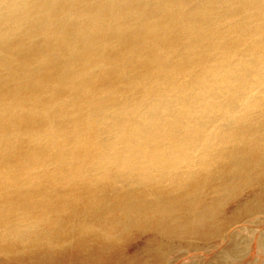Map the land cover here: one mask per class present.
Here are the masks:
<instances>
[{"label":"bare ground","instance_id":"bare-ground-1","mask_svg":"<svg viewBox=\"0 0 264 264\" xmlns=\"http://www.w3.org/2000/svg\"><path fill=\"white\" fill-rule=\"evenodd\" d=\"M260 178L264 0H0L5 256H48L63 241L44 227L64 223L65 239L207 242ZM254 197L240 214L264 209Z\"/></svg>","mask_w":264,"mask_h":264},{"label":"rangeland","instance_id":"rangeland-1","mask_svg":"<svg viewBox=\"0 0 264 264\" xmlns=\"http://www.w3.org/2000/svg\"><path fill=\"white\" fill-rule=\"evenodd\" d=\"M253 184H254L253 189L250 192L249 191L240 192L235 201L230 202L227 206L224 207L223 214L226 216L229 225L225 229L221 230L220 233H218L216 235V237H212V238L208 239L207 242L205 239H200V238H197V240H194L191 238L192 241H189V240H191L189 238L188 239H185V238H183V239H177L176 238L175 239L174 238L173 239L174 241H172L171 237L170 238L160 237L159 235H156L154 233V231H151V229H149V231H148V229L138 230L136 228H131V229L126 230L125 233H124V231L123 232L120 231L119 236H121V237H118L117 240L115 239V242H114V240H112L111 242L110 241H103V239L100 240L99 237L96 236L97 233L89 232V231H88L89 232L88 233L86 231L87 234L86 233H85L86 235L84 234V236H85L84 239L87 238L89 240L88 241L86 239L87 240V241L85 240L87 242L86 243L83 239L82 240H78V239L75 240V238H73V237H71V238L66 237V239L63 238L64 237L63 235L67 234L68 232H74V234H75V228H76V227L72 228L71 226H67V223H64L65 226L69 228V229L68 228H66V229L70 230V231L65 230V227L63 224V226H61L62 228L60 227V229H64V231L61 230L63 232L67 231V233H64V234L61 233V231L59 233H57L58 232L57 231V225L56 226L51 225L50 228H48L49 226L44 227L47 231L49 230L48 234H47V231H42L39 228L37 230V231H41L40 233H42V234H43V232H45L47 234V236L50 235V233L53 234L55 232L56 235H54V237L55 238L59 237L58 241H60V242L63 241L64 243H66L65 245L62 244L63 242L60 243V245L62 247L65 246V248H63V250H61L62 247L59 246V244H58L57 247L53 246L55 249H57V252L54 248L53 249L50 248L51 250H53V252L51 250H49L47 252L48 256L47 255L45 256L46 249H48L47 246H43L44 249L39 250L38 248H35L36 246H34V245H33L34 247H32V244L31 245L27 244L28 246L22 245L23 247L22 246L17 247L18 250H16V253H18V251H19V253H21L22 256L24 257V259H25V261H24L21 254H18V255L16 254V256L19 259L15 256V254H12V253H11L12 255L5 256V254H7V253L4 251H1V250H3V247L1 245L0 246V255H1L0 256V264H13V263L14 264H16V263L17 264H24V263L29 264V262H30V264H32L33 261H34L33 264H48V263H50V264H52V263L53 264H58V263L59 264L60 263L61 264H83L86 259H87L86 264H92V263L93 264H104L106 262L108 263L109 261L112 264H116V263L120 264L121 262H124V260L127 262V264L129 263V261H130L129 264H131L132 262H133L132 264H144V263L145 264H152L153 262H154L153 264H264V209L263 210L257 209V210H254V211H251L248 213H242V214H240L241 211H238L240 208L239 204H241V202L248 201L247 199L254 200V198H255L254 196H256L255 201L260 202L259 206L260 207L264 206V178L257 179ZM15 214H17V213H15ZM61 217L65 220L64 214H59L58 220H60V221L63 220ZM40 228H43V227H40ZM52 228H54V229H52ZM53 230H54V232H53ZM129 231H130V233H128ZM58 234H61V235H58ZM76 234L79 235V233H77V232H76ZM124 234H126V235H124ZM61 236H63V237H61ZM124 236H126V237H124ZM51 237H53V235H51ZM93 237H94V241L96 239L98 241H95V243H93V240H91V238L93 239ZM124 238H125V240H124ZM71 239L74 240L75 242L74 241L72 242ZM152 239L155 243L157 241L156 245L152 241ZM55 240H57V239H55ZM90 240L92 242H90ZM169 240L172 242H169ZM10 241H13V240H10ZM76 241L78 242V244L80 243L82 246L77 245ZM81 241H83V242H81ZM161 241H163V242H161ZM67 242H69V243H67ZM149 242H150V244H149ZM177 242L179 244H177ZM233 242L237 244L236 245L237 247H236L234 252L228 253L227 248H229L228 246L231 245V243H233ZM74 243H76V244H74ZM122 243H123V245H122ZM145 243H147L148 245H146ZM152 243H154V244H152ZM158 243L159 244L161 243V244L159 245ZM162 243H165V246ZM34 244L38 245L35 242H34ZM99 244H100V246H98ZM104 244H105V246H104ZM118 244L121 247H119ZM166 244L169 246H167ZM75 245H76V247H75ZM161 245H163V247ZM3 246L6 247V245H3ZM95 246H97L96 247L97 249H94ZM156 246H158V247H156ZM24 247L26 248V250ZM86 247H90V248H86ZM100 247H102V248H100ZM117 247H119L121 249H119ZM153 247H156V248H153ZM164 247H166V248H164ZM34 248H35V250H34ZM67 248H69V249L66 250ZM21 249H22V251H25V253H23L21 251ZM90 249H91V252L87 253L86 250L90 251ZM111 249L112 250L114 249L113 250L114 254H113V251H111ZM143 249H145V252L143 251ZM149 249H151V250H149ZM153 249H156V250H153ZM158 249H160V250H158ZM29 251L31 253H29ZM39 251L41 252V255H40ZM97 251H98V253H97ZM119 251H121V252H119ZM155 251H157V252H155ZM161 251H163V252H161ZM49 252H50V254H49ZM64 252H66V253H64ZM140 252L141 253L143 252L144 255L148 253L149 256L151 257V255H152V257L150 258V257L144 256ZM33 253H35L36 255ZM55 253H56V257H55ZM57 253L59 255H57ZM61 253H63V254H61ZM67 253H68V255H67ZM84 253H85V255H84ZM91 253H94V254H91ZM95 253H96V255H95ZM102 253H103V255H102ZM105 253H108V254H105ZM155 253H157V254H155ZM42 254H44V256ZM82 254H83V256H82ZM153 254H155V255H153ZM64 255H66V257ZM90 255H92L93 257ZM27 256L28 257L30 256V257L28 258ZM60 256L62 257V259ZM69 256L71 257L70 259L67 258ZM107 256L110 258H108ZM157 256H159V257H157ZM44 257H46V258H44ZM97 257L100 258L99 261H98ZM103 257H104V259H103ZM124 257H125V259H124ZM145 257L147 258V260L145 259ZM15 258H17L18 261L20 260V258H21V260L23 259L22 260L23 263L21 260H20L21 262L15 263L14 261H17ZM59 258H60V260H59ZM72 258H73V261H72ZM91 258L93 261L91 260ZM31 259H32V261H31ZM36 259H38V262ZM41 259L43 262L45 260V262L43 263L41 261ZM49 259H50V261L48 262L47 260H49ZM89 259H90V261H89ZM105 259H106V261H105ZM133 259H134V261H133ZM159 259H160V261H158ZM94 260H95V262H94ZM78 261H79V263H78ZM100 261H102V262H100ZM65 262H67V263H65ZM110 262L108 264H111ZM136 262H138V263H136Z\"/></svg>","mask_w":264,"mask_h":264}]
</instances>
